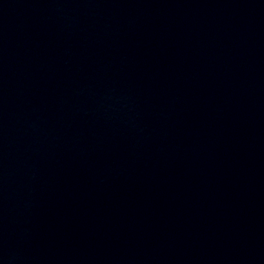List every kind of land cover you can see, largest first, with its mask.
I'll list each match as a JSON object with an SVG mask.
<instances>
[{
    "label": "water",
    "instance_id": "obj_1",
    "mask_svg": "<svg viewBox=\"0 0 264 264\" xmlns=\"http://www.w3.org/2000/svg\"><path fill=\"white\" fill-rule=\"evenodd\" d=\"M0 264H264V0H0Z\"/></svg>",
    "mask_w": 264,
    "mask_h": 264
}]
</instances>
